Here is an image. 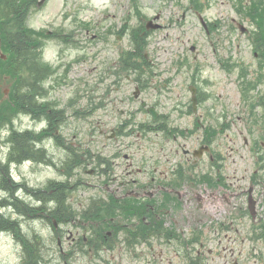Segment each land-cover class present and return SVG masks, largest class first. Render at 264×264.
Segmentation results:
<instances>
[{
    "label": "rangeland",
    "instance_id": "1",
    "mask_svg": "<svg viewBox=\"0 0 264 264\" xmlns=\"http://www.w3.org/2000/svg\"><path fill=\"white\" fill-rule=\"evenodd\" d=\"M190 1H31L27 25L50 33L41 36L39 54L49 68L38 82L37 103L48 102L59 112L56 136L63 144L53 136L40 140L36 146L45 148L48 160L11 163L6 172L28 187L64 182L67 206L76 214L55 231L47 219L19 214L10 204L39 202L28 188H0V213L17 219L25 236L42 239L39 264H89L90 258L101 264H154L147 263L151 255L145 249L122 250L120 234L112 249L100 246L87 255L74 250L65 255L67 263L57 244L61 235L67 252L68 234L89 236L91 226H101L94 221L89 226L81 211L110 194L136 192L152 176L158 178L155 184L167 180L186 193L183 206L167 213L181 222L183 243L157 242V249L165 250L161 264H196V253L200 264H264V57L249 37L255 24L238 15L237 0H198V10ZM152 19L160 26L145 29ZM137 29L144 33L148 57L140 71L124 68L120 58L132 47L130 35ZM6 58L0 46V64ZM13 81L0 69L1 159L11 147L7 129L38 131L47 125L38 112L11 111ZM140 100L155 107V120ZM155 124L166 126V132L152 129ZM203 144L209 150L194 161L193 150ZM75 150L82 159L78 165L71 159ZM160 200L154 195L151 202ZM17 241L10 231H0V264H26Z\"/></svg>",
    "mask_w": 264,
    "mask_h": 264
},
{
    "label": "trees",
    "instance_id": "2",
    "mask_svg": "<svg viewBox=\"0 0 264 264\" xmlns=\"http://www.w3.org/2000/svg\"><path fill=\"white\" fill-rule=\"evenodd\" d=\"M33 0H0V46L3 51L7 53L6 60H2L0 69L3 73L11 75L14 79L11 87L10 98L13 110L20 112H43V109H37L36 102V90L38 88V82L44 77L49 68L48 64L42 61V53L39 54V50L42 48V40L40 36L42 33L27 25V13L34 7L31 3ZM194 9H200L201 4H198V0L190 1ZM235 10L241 17L249 18L255 27L252 33L249 34L251 42L257 50L259 57H264V0H237L235 3ZM142 30L137 29L130 35L132 41V47L125 52L121 51V62L124 68L133 66L134 69L140 71V63L148 64V60L145 59L144 47H146V41ZM143 32V31H142ZM141 59V61L139 60ZM250 82V81H249ZM43 108H47L44 106ZM31 109H33L31 111ZM2 117H0V124L2 123ZM9 123H13V120L9 119ZM150 130V128L147 126ZM152 129H158L166 132L167 127L164 125L156 124V127ZM43 129L40 133H43ZM212 134V132H211ZM44 136V134H43ZM9 142L12 144V151L10 152L7 161H17L21 158L31 159L34 161L46 160V152L43 149L37 150L33 148V139L30 135V131H18L11 130L8 135ZM76 153V152H75ZM21 156L19 157V155ZM76 159V157H75ZM78 161V159H76ZM6 163H0L1 178L8 176L6 172ZM203 178L210 182V178L203 176ZM14 183V181H12ZM4 186V185H3ZM28 188L37 198L44 199L42 205L32 206L30 203L11 202L15 204L16 211L19 214L26 216H37L47 219L49 224L53 226V218L60 222H66L74 217V214L65 204V193L68 190V186L62 181H50L47 184L46 189L41 188ZM49 189V190H48ZM53 191V194L50 193ZM39 200V199H37ZM54 202V207H49L48 203ZM4 204L3 200L0 201V205ZM36 204V203H34ZM21 205V206H20ZM124 202L116 203L113 200H102L93 204L91 212L88 210L82 211L83 219L100 222L101 225L103 217L114 216L117 213H121ZM131 208L129 209L130 214ZM4 217V218H3ZM2 222V223H1ZM19 223L16 219L5 217L0 213V230H10L12 234L21 243L22 250H24V262L26 264H39L43 259L42 251H40L39 238L30 239L23 235ZM100 227V226H99ZM261 237L264 239V224H260ZM101 235H104L100 229L96 230V234L92 236L91 243L94 248H98L102 243L108 244L109 237L104 235L106 239H103ZM42 241V240H41ZM194 262V261H192Z\"/></svg>",
    "mask_w": 264,
    "mask_h": 264
},
{
    "label": "flooded vegetation",
    "instance_id": "3",
    "mask_svg": "<svg viewBox=\"0 0 264 264\" xmlns=\"http://www.w3.org/2000/svg\"><path fill=\"white\" fill-rule=\"evenodd\" d=\"M43 102L44 101L40 100L38 103L41 108L44 107ZM50 106L52 105L49 103V107ZM48 108H43V113H45V110ZM47 111L48 115L45 118L47 130H49L50 133H56V130L58 128L57 126L60 122V114L57 110H54L53 107L48 109ZM49 138L53 137L50 136ZM197 150L198 149L193 150V156H195ZM188 152V150L185 151L186 154H188ZM197 159L198 158L195 157L194 161H196ZM156 180H158V178L152 176L148 183H145L143 185L138 184V191L136 192L131 191L130 193H126L124 191L120 192L119 195L113 193L106 196L107 200L111 197L116 203H121L123 202L122 199L126 198V200H124L126 204L122 207V209L127 208V210H122L121 214L117 215L116 217L110 216V220L117 221L114 225L109 227V229H105V231L111 237H113V231H115L117 237L118 234H120L124 241V246L121 247L122 250L141 252L143 249H145L151 255V257L146 260L147 263L161 264L164 263L163 254L165 255V250L157 249V242H159L160 245H168L170 241L177 239L181 245L183 243V228L180 231L178 226L179 221H176V219L171 216L168 218L167 213L169 211L172 212L174 209H178L177 207L180 205L183 206L184 202H186V200L183 199V196L186 193H180V191L176 189L177 184L169 183L167 180L163 181L162 184H155ZM9 186L10 181H7L8 189H10ZM154 195L161 197L159 203L151 202V199L154 197ZM130 197H132L133 199H131ZM196 199L198 202H200L201 196L198 195ZM130 208L131 211L129 214ZM141 209H143V213H141ZM19 227L21 228V226ZM69 233L72 232L70 231ZM75 233L78 234L77 237H74L72 235L69 236V234L66 236V241L70 247V252L75 250L84 255L90 254V238L85 233H80L82 236L79 234V231H76ZM61 239L62 236L58 235L57 243L60 248L61 254L65 256L68 255L69 252H66L63 248V242L61 241ZM106 250L109 249L106 245H104L102 251ZM176 254L180 255L179 252H177ZM197 256H199L200 258L199 253H196L195 259H197V263L200 264L201 259L199 260ZM89 264L101 263L93 262L92 258H90Z\"/></svg>",
    "mask_w": 264,
    "mask_h": 264
},
{
    "label": "water",
    "instance_id": "4",
    "mask_svg": "<svg viewBox=\"0 0 264 264\" xmlns=\"http://www.w3.org/2000/svg\"><path fill=\"white\" fill-rule=\"evenodd\" d=\"M237 25H238V27H239V29H240L241 32H244L246 30V28H245V26L243 24L238 23ZM146 27L147 28H150V27L151 28H157V27H159V24L158 23H153L151 20H149L147 22V24H146ZM191 49L193 50L194 47L192 46ZM191 89H192V100H193V102L195 104V96H194L195 90H194L193 87H191ZM134 96L135 97H138V89H136V91L134 92ZM141 103H142L143 106L146 105V102L145 101H142ZM147 110L152 114L153 118H155L157 116V113L155 112V109H154L153 106L147 107ZM206 148L207 147H205V149ZM203 149H204V147H201L198 151H196V154H201ZM254 204L255 203H254L253 199L250 198V200H249V210H250V212L252 214L255 212Z\"/></svg>",
    "mask_w": 264,
    "mask_h": 264
},
{
    "label": "bare ground",
    "instance_id": "5",
    "mask_svg": "<svg viewBox=\"0 0 264 264\" xmlns=\"http://www.w3.org/2000/svg\"><path fill=\"white\" fill-rule=\"evenodd\" d=\"M33 109H31V111H32ZM41 119V118H40ZM34 120V119H33ZM37 120V119H36ZM13 127V126H12ZM15 127V126H14ZM13 130V129H12ZM13 165V164H12ZM73 165V164H72ZM3 192V191H2ZM3 195V194H2ZM6 197V196H5ZM34 197V196H33ZM35 198H37L36 196H35ZM38 199V198H37ZM36 199V200H37ZM18 201V200H17ZM39 201V200H38ZM43 201H44V199L43 200H40V202H37L36 204H30V205H32V206H37V205H42V203H43ZM16 206V205H15ZM21 206V205H20ZM16 208V207H15ZM4 218V217H3ZM17 220V219H16ZM18 221V220H17ZM2 223V222H1ZM19 223V222H18ZM20 224V226H21V223H19ZM12 233V232H11ZM28 236V235H27ZM41 246V245H40ZM46 257V256H45ZM44 257V258H45ZM48 259V258H47ZM45 260V259H44ZM43 260V261H44ZM50 261V260H49Z\"/></svg>",
    "mask_w": 264,
    "mask_h": 264
}]
</instances>
